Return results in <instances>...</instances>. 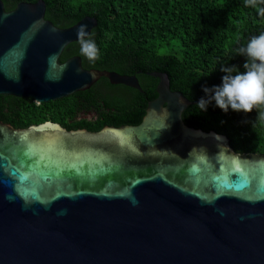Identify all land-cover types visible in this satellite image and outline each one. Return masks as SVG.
Wrapping results in <instances>:
<instances>
[{"label":"water","instance_id":"water-1","mask_svg":"<svg viewBox=\"0 0 264 264\" xmlns=\"http://www.w3.org/2000/svg\"><path fill=\"white\" fill-rule=\"evenodd\" d=\"M45 15L43 0H0V96L49 103L101 78L142 92L136 76L60 62L96 19L63 29ZM151 76L158 96L136 126L0 120V264H264V155L187 126L199 101Z\"/></svg>","mask_w":264,"mask_h":264},{"label":"trees","instance_id":"trees-1","mask_svg":"<svg viewBox=\"0 0 264 264\" xmlns=\"http://www.w3.org/2000/svg\"><path fill=\"white\" fill-rule=\"evenodd\" d=\"M1 1L7 11H13L20 3L39 0ZM43 1L45 18L58 28H70L87 17L98 22L92 32L101 58L94 64L88 62L75 42L67 46L60 62L79 56L87 70L136 76L142 92L102 78L89 90L49 103L2 95L0 120L16 129L46 122L89 132L139 125L148 103L158 96L159 79L151 76L156 72L166 73L171 90L190 101L207 99L202 87L221 83L224 73L219 66L235 65L243 72L245 58L235 55L236 49L264 32V17L245 7L243 0ZM195 106L183 113L187 126L225 135L237 153L264 155V121H257L255 109L225 114L212 102L207 112L200 113Z\"/></svg>","mask_w":264,"mask_h":264},{"label":"clouds","instance_id":"clouds-1","mask_svg":"<svg viewBox=\"0 0 264 264\" xmlns=\"http://www.w3.org/2000/svg\"><path fill=\"white\" fill-rule=\"evenodd\" d=\"M243 5L264 17V0H243ZM94 35V32L88 31L87 25H80L76 31L79 52L92 64L101 58ZM235 55L245 58L244 71L241 72L235 65L221 64L219 71L224 73L221 83L211 88L202 87L207 99L202 97L195 107L204 113L209 104L214 102L225 114L229 110L251 113L255 109L258 113L257 121H264V32L248 39L244 46L236 49Z\"/></svg>","mask_w":264,"mask_h":264},{"label":"flooded vegetation","instance_id":"flooded-vegetation-1","mask_svg":"<svg viewBox=\"0 0 264 264\" xmlns=\"http://www.w3.org/2000/svg\"><path fill=\"white\" fill-rule=\"evenodd\" d=\"M101 79H102V78H101ZM101 79H100V80H101ZM100 80H99V81H100ZM99 81H98V82H99ZM108 81H109V80H108ZM109 83H110V82H109ZM110 84H111V83H110ZM92 87H93V86H92ZM81 115H83V113H81ZM92 115H93V114H89L88 116L91 117ZM84 117H86V116H84Z\"/></svg>","mask_w":264,"mask_h":264},{"label":"snow or ice","instance_id":"snow-or-ice-1","mask_svg":"<svg viewBox=\"0 0 264 264\" xmlns=\"http://www.w3.org/2000/svg\"><path fill=\"white\" fill-rule=\"evenodd\" d=\"M244 184H247V181H245Z\"/></svg>","mask_w":264,"mask_h":264}]
</instances>
